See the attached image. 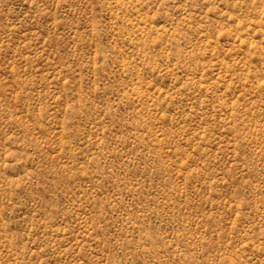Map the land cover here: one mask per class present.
Returning a JSON list of instances; mask_svg holds the SVG:
<instances>
[{"label": "rangeland", "instance_id": "1", "mask_svg": "<svg viewBox=\"0 0 264 264\" xmlns=\"http://www.w3.org/2000/svg\"><path fill=\"white\" fill-rule=\"evenodd\" d=\"M0 264H264V0H0Z\"/></svg>", "mask_w": 264, "mask_h": 264}]
</instances>
